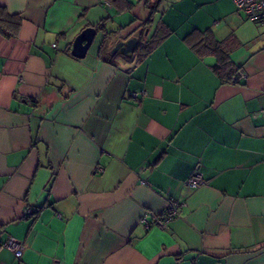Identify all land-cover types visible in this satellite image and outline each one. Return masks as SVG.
Wrapping results in <instances>:
<instances>
[{"label":"crops","instance_id":"1","mask_svg":"<svg viewBox=\"0 0 264 264\" xmlns=\"http://www.w3.org/2000/svg\"><path fill=\"white\" fill-rule=\"evenodd\" d=\"M119 5L0 0L19 20L0 33V264H264V25L232 0Z\"/></svg>","mask_w":264,"mask_h":264},{"label":"built area","instance_id":"2","mask_svg":"<svg viewBox=\"0 0 264 264\" xmlns=\"http://www.w3.org/2000/svg\"><path fill=\"white\" fill-rule=\"evenodd\" d=\"M236 8L243 13L246 20L249 22L264 25V0H232ZM52 47L57 48V43L52 44ZM243 73L237 71L231 78L232 83H236L240 77H243ZM139 93L132 94L133 99H137ZM101 171V170H99ZM186 184L189 188H197L203 184V179L198 171H194L188 177ZM179 204L176 201H169L167 204L165 215L163 218H155L153 221L154 226L161 227L164 223L171 220L176 216L178 212ZM28 214H31L30 210H27ZM139 223L147 230L150 227V223L146 216H142ZM2 246L10 250L15 256H19L22 245L14 238H9Z\"/></svg>","mask_w":264,"mask_h":264},{"label":"water","instance_id":"3","mask_svg":"<svg viewBox=\"0 0 264 264\" xmlns=\"http://www.w3.org/2000/svg\"><path fill=\"white\" fill-rule=\"evenodd\" d=\"M96 35V29L88 27L83 29L73 40L71 46V55L82 59L85 57L92 41ZM136 41L134 39H129L126 42H119L115 46L116 50H121L122 52H132Z\"/></svg>","mask_w":264,"mask_h":264},{"label":"trees","instance_id":"4","mask_svg":"<svg viewBox=\"0 0 264 264\" xmlns=\"http://www.w3.org/2000/svg\"><path fill=\"white\" fill-rule=\"evenodd\" d=\"M125 0H106V2H108L109 4L115 6L117 9H121L120 7V3H122ZM128 6V5H127ZM19 26V20L18 17L16 16H12V15H8L4 9L0 8V33L6 36H15L17 33V29ZM197 43L195 45H193V47L195 49H197ZM213 49L215 51H219L218 49V45L217 44H213ZM218 46V47H217ZM224 61V59H221V65L217 66L216 69L219 70V73L223 72L224 67L222 66V62ZM226 65V63H223ZM236 74V71H230L227 75V80H231V78Z\"/></svg>","mask_w":264,"mask_h":264}]
</instances>
